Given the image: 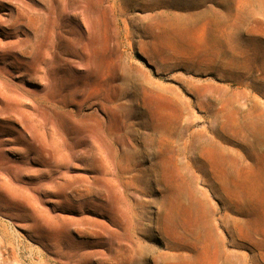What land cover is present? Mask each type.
Here are the masks:
<instances>
[{
    "label": "rangeland",
    "instance_id": "374dc122",
    "mask_svg": "<svg viewBox=\"0 0 264 264\" xmlns=\"http://www.w3.org/2000/svg\"><path fill=\"white\" fill-rule=\"evenodd\" d=\"M41 2L37 26L51 30ZM207 9L214 12L194 26L192 15ZM155 12L153 38L131 28L135 44L119 49L135 77L119 89L96 81L91 70L56 67L57 52L80 62L67 41L43 59L28 26H0V264H177V256L185 264H214L202 252L208 222L235 252L232 260L264 264V34L256 33L264 0H158ZM133 13L141 19L147 11ZM229 57L238 65L227 64ZM38 67L49 80L63 78L56 92L31 79ZM15 92L21 98L12 99ZM99 119L100 131H91ZM164 120L174 135L183 131L174 141L187 158L169 151L165 175L162 164L157 174L150 171L152 156L141 152ZM206 137L212 145L202 144ZM221 150L234 155L230 183L219 180L210 160ZM98 161L115 171L120 197L100 179ZM135 185L152 190L134 191ZM97 220L110 226L103 236ZM128 220L139 221L137 234L126 231ZM228 232L238 245L230 246ZM125 242L136 258L124 254Z\"/></svg>",
    "mask_w": 264,
    "mask_h": 264
},
{
    "label": "bare ground",
    "instance_id": "6f19581e",
    "mask_svg": "<svg viewBox=\"0 0 264 264\" xmlns=\"http://www.w3.org/2000/svg\"><path fill=\"white\" fill-rule=\"evenodd\" d=\"M2 1L10 4V7L8 9H2L0 7V26H6V25L8 26V24L10 23L17 26L20 25H24L25 27L28 26L30 30H32V33H34L33 34L34 38H36L34 42L36 43V45L33 44V46L35 45L34 47L35 49H39L40 51H42L41 53L44 55L43 59L47 58L50 54H52L51 51H53L55 48H58L63 41H67L70 48L76 49L77 51L80 52V57H79L80 62L79 63L75 62L66 57L63 58L65 53L57 52L56 55L58 56L57 58L58 60L54 62L56 67L67 65L68 67L74 68V70L76 71L78 69L80 70L81 68L85 69V71L91 70L93 77L96 78V81L97 80L103 82H105L106 80L110 81L109 87L113 89L127 87L129 83L131 84L135 83V77L132 75L131 72L127 70V62H125L126 58L125 57L123 58L122 56L124 54V51L123 49L119 50L122 47H125L130 50L133 44H135L133 38L136 34H134L131 28H133L136 31H139V33L142 34L143 37L146 36L148 38H153V33H154L153 30L155 29L157 24V14L155 10L157 8L158 0H43V2L44 1L46 2L45 4V8L47 11V14L45 16L46 23L52 24L51 30H49V27L47 26L46 27L48 29L45 27L41 28L43 26L42 24L40 28L37 26L38 25L37 23L41 19V17H39L41 13L38 16L36 15V13H34V11L38 12L35 9L36 8L35 6L37 5L36 2L38 0L37 1L33 0L34 3L31 2L29 3L26 2L25 0H0V2ZM43 2L41 3L44 4ZM141 6L145 8L147 14L140 19L138 18V16L134 15L133 11ZM213 12H214L213 10L207 9L192 15L195 17L194 26L199 25V23H201L206 17H208ZM43 15L44 14H42V16ZM72 21L78 22V25L73 24ZM41 23H44V20ZM163 25L165 31L164 33L166 34L167 32L166 27H168L166 20L164 21ZM217 25H220V23H217ZM201 30L205 31L204 28H202ZM256 33L264 34V23L260 24L259 30H257ZM41 34L44 35L43 36L44 38L38 40L37 38ZM4 38L7 39L8 42H12L11 40H9L10 37H8V35H6ZM118 38L120 39V41L117 40ZM1 41L2 40L0 39V42ZM224 57L225 59H228L227 55L225 54ZM227 64H233L234 66H236L238 65V61L235 57L233 59L229 57V62ZM43 74H44L43 70L40 67H38L33 72H31V79L39 80V81H47V83H50L51 87L56 92L59 81L60 80L63 81V78L56 76V77H52L49 80L45 78ZM71 74H68V76L72 80L73 76ZM124 91H127V89ZM1 95L2 92L0 93V99H1ZM4 95L5 93L3 94V96ZM120 96L121 95H119V98L121 99ZM8 97L10 96L8 95ZM6 98L7 97H5V99ZM11 98L12 99L21 98V96L18 92H15L14 94L11 95ZM16 102H19L21 104L24 103L23 100H18ZM163 118H167L166 115H164ZM98 122L99 125L96 128H93L91 131L94 130L100 131V126L103 123V121L99 119ZM150 128H146V130H150ZM182 134L183 131L177 132V134L174 135L170 131L168 123H166L165 120L159 123L158 125H155V127L152 130V133H149L147 135L148 140L146 144H144V147L142 148L143 151H141L144 157L152 156L150 171L156 173L158 171V165L162 164L161 169H163L162 170L163 174L165 175L164 172H169L170 168L167 165V161H168L169 151L171 150L172 152L176 150L178 156H182L183 159H187L186 152L181 151L176 141H174V138L181 139ZM203 136L205 135L203 134ZM212 143L213 142L208 137H206V140L203 139L202 142V144L206 146L212 145ZM133 149L135 150L137 157H140V154L138 153L139 150H137V148L134 146ZM54 154L57 155L56 153ZM161 154H162V161H160V164H158L157 161L161 160L159 158ZM233 158L234 155L226 150H221L220 153L215 152L212 154L210 160L214 163V166L217 169L219 180H226L228 183H230L231 180L233 179V174H232ZM61 159L64 164L71 163L69 158L65 155L61 156ZM96 159L99 160V157H97ZM47 160H49V162H52L54 164L56 163L55 158L52 156L51 153H49ZM98 162L100 163V165L97 166V168L102 169L101 170L102 172L100 173L101 174L100 179L104 182L105 186L109 187L110 189L109 192L112 193L114 198L120 197L123 194V190H121L120 188L119 180L117 179L115 171L114 170L109 171L108 169H106L103 161H98ZM107 170L109 171L108 173L111 176V179L105 178ZM203 172H204L203 175L206 176L205 170H203ZM83 178H84V182L88 183L87 176ZM66 185H68V182ZM41 187L50 191L53 190L52 186H48L46 184L42 185ZM57 187H60V185H58ZM84 187L85 188L82 191L85 190L88 193L89 189L87 188V186ZM141 190L148 194L151 192L152 189L150 187L141 188L138 185H135L134 191H141ZM169 191H170L169 189H165V188L161 189V192H163L166 195V197L168 196ZM97 207L104 208L101 205H97ZM118 209L119 206H112L111 208V210L115 212H117ZM138 224L140 223L137 220L125 221L126 231L133 229V233L137 234L139 228L136 226H138ZM175 224L180 225V216L175 218ZM169 225L170 227H173L174 225L173 223L170 222V218H169ZM96 226L99 227L102 236L105 226L107 228L110 227L103 220L102 221L97 220ZM91 232H93V230H91ZM228 234H229L228 243L230 244V246L234 247L238 245L236 243V239L234 235L231 232H228ZM128 240H130V238L129 239L127 238V241ZM201 240H202L203 254L205 255L212 254L214 256V264H246V262L244 261H242L241 263H237L235 260H232V257L234 256L235 252L228 251L226 249L227 246L224 243L221 234L217 231L216 226L211 222H208V230L206 231V235L202 236ZM130 242L132 243V240H130ZM132 247L133 244L130 245L125 242L124 248L122 250L124 254L127 253L126 254L128 255L127 257L136 258L137 252L133 251ZM166 257L167 259H173L171 258L172 255L170 254H167ZM181 259H182L181 256H179V258L177 256V264H185L183 261H181Z\"/></svg>",
    "mask_w": 264,
    "mask_h": 264
}]
</instances>
